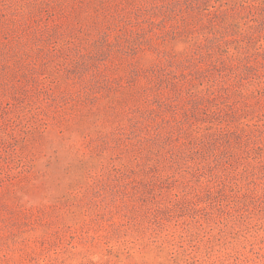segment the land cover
<instances>
[{"label":"rangeland","instance_id":"374dc122","mask_svg":"<svg viewBox=\"0 0 264 264\" xmlns=\"http://www.w3.org/2000/svg\"><path fill=\"white\" fill-rule=\"evenodd\" d=\"M0 264H264V0H0Z\"/></svg>","mask_w":264,"mask_h":264}]
</instances>
